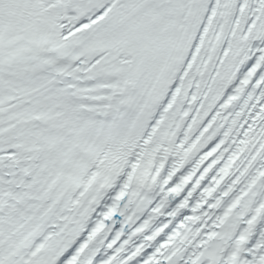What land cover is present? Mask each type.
<instances>
[{
	"label": "snow or ice",
	"instance_id": "snow-or-ice-1",
	"mask_svg": "<svg viewBox=\"0 0 264 264\" xmlns=\"http://www.w3.org/2000/svg\"><path fill=\"white\" fill-rule=\"evenodd\" d=\"M0 264H264V0H0Z\"/></svg>",
	"mask_w": 264,
	"mask_h": 264
}]
</instances>
